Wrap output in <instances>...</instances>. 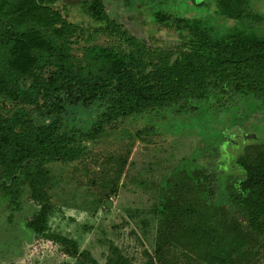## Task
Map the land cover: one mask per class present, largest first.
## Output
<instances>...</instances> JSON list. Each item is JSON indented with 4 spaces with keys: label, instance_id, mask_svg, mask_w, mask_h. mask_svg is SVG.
Listing matches in <instances>:
<instances>
[{
    "label": "trees",
    "instance_id": "trees-1",
    "mask_svg": "<svg viewBox=\"0 0 264 264\" xmlns=\"http://www.w3.org/2000/svg\"><path fill=\"white\" fill-rule=\"evenodd\" d=\"M215 1L224 17L264 20L248 0ZM55 2L0 0V208L9 224L27 197L38 204L26 221L29 236L89 257L73 238L49 230L48 164L71 159L79 142L60 132L64 105L101 99L102 119L83 134L88 139L120 124L179 146L176 157L148 161V178H130L148 191L159 256L173 253L175 242L208 264H242L248 249L264 251V140L246 141L220 177L222 143L238 142L264 117V33L217 38L198 18L158 9L154 21L171 39L151 34L146 42L103 0L79 1L77 21ZM32 111L51 120L36 124Z\"/></svg>",
    "mask_w": 264,
    "mask_h": 264
},
{
    "label": "rangeland",
    "instance_id": "rangeland-1",
    "mask_svg": "<svg viewBox=\"0 0 264 264\" xmlns=\"http://www.w3.org/2000/svg\"><path fill=\"white\" fill-rule=\"evenodd\" d=\"M79 1L56 0L54 5L61 10L64 5L68 6V17L77 21L75 5ZM103 2L112 16L146 42H150L151 34L159 40L171 39V34L164 28L159 29L154 21V11L158 9L198 18L217 38L232 33H264V20L250 15L238 20L224 17L218 12L220 7L215 0ZM248 5L254 14L264 16V0H248ZM105 104V100L100 99L88 105H64L60 113V132L79 142L71 159L48 164L53 180L51 207L47 212L49 230L73 238L78 249L88 251L89 257L69 256L59 243L44 236H29L26 221L38 204L25 197L21 209L15 212L17 223L9 224V211L0 208V264H107L109 257L112 261L121 259L120 264H208L179 242L172 243L173 253L165 258L158 255L157 223L150 213L148 191L130 180L140 172V177H149L148 161L178 156L176 138L153 131L137 132L119 124L115 128L106 127L95 139H88L83 134L91 132L101 122ZM31 116L36 124L51 120L38 111H32ZM242 136L238 142L228 138L222 143L220 158L224 172L220 177L234 165V154L246 141L264 140V117L251 122ZM210 219L217 223V218ZM255 248L248 249V257L242 264L264 263L263 249Z\"/></svg>",
    "mask_w": 264,
    "mask_h": 264
},
{
    "label": "water",
    "instance_id": "water-1",
    "mask_svg": "<svg viewBox=\"0 0 264 264\" xmlns=\"http://www.w3.org/2000/svg\"><path fill=\"white\" fill-rule=\"evenodd\" d=\"M262 115H264V114H262Z\"/></svg>",
    "mask_w": 264,
    "mask_h": 264
}]
</instances>
